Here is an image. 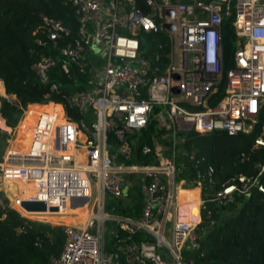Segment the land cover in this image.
I'll list each match as a JSON object with an SVG mask.
<instances>
[{
  "label": "built area",
  "instance_id": "1",
  "mask_svg": "<svg viewBox=\"0 0 264 264\" xmlns=\"http://www.w3.org/2000/svg\"><path fill=\"white\" fill-rule=\"evenodd\" d=\"M143 1L145 11L135 0H61L73 9L74 32L61 19L40 16L41 25L32 33L31 52L37 58L31 70L42 84L49 83L56 67L67 79L80 77L63 104L23 108L0 79V98L21 111L15 127L0 111V133L6 135L0 195L7 199L4 203L0 196V220L9 209L50 224L53 217L86 212L78 224L54 221L63 227L65 242L50 264H197L190 253L199 249L196 232L206 202L222 205L253 190L264 195L261 164L255 176L240 175L212 190V166L206 184L200 171L196 180L178 181L180 150L165 155L156 141L151 162L130 163L131 137L151 119L173 132V146L184 142L178 132L238 136L254 129L264 108V0ZM229 19L235 46L225 72L221 33ZM145 35L154 43L150 54ZM58 87L51 84L50 91ZM31 106L48 108L34 111L22 143L20 125ZM67 109L79 115L77 121L67 117ZM260 149L264 127L251 152ZM150 153L149 146L141 148L142 157ZM187 157L193 160L194 151ZM247 158L240 154L241 162ZM136 183L142 195L139 218L110 215L108 199L126 198ZM180 187L197 192L185 200ZM22 202L44 203L46 211L27 212ZM107 222L112 224L109 243ZM16 231L21 234L23 228ZM139 231L144 237L132 240Z\"/></svg>",
  "mask_w": 264,
  "mask_h": 264
},
{
  "label": "trees",
  "instance_id": "2",
  "mask_svg": "<svg viewBox=\"0 0 264 264\" xmlns=\"http://www.w3.org/2000/svg\"><path fill=\"white\" fill-rule=\"evenodd\" d=\"M135 2L142 10H146L143 0ZM41 15L61 19L73 32L77 28L73 9L63 6L61 0H0V79L6 94L15 96L23 108L48 102L63 104L64 97L73 92L75 81L80 79L75 75L67 79L56 67L50 73L49 83L42 84L31 70L37 58L31 52L34 44L32 33L41 25ZM221 34L226 72L230 69L235 46V33L230 19L223 21ZM150 37L152 36H144L149 54L154 45L148 41ZM145 44L141 40V46ZM45 53L55 55L56 52L45 50ZM51 84H57L58 90L50 91ZM222 96L223 86L218 94V97ZM0 100L3 118L8 126L15 127L21 111L5 99ZM158 110L159 108H155L154 113ZM66 114L74 121L79 118L72 110L67 109ZM263 127L264 108L260 112L258 124L250 133L229 136L224 131L207 134L178 132L177 135L184 142L173 146V132L159 127L157 121L151 119L145 130L131 137L133 155L130 163L151 162L155 155L152 143L156 141L165 148V155H169L173 149L180 150L175 157L180 169L176 178L178 181L196 180L197 171H200L201 180L206 184V170L208 166H212V190H218L222 184L231 179L236 180L240 175L255 176L259 170L257 165L264 166V149L251 152L254 139ZM5 136L4 134V139ZM143 146L151 148V153L144 157L141 156ZM190 150L195 153L193 160L187 157ZM243 152L248 158L241 162L240 154ZM259 182L264 186V171ZM0 196L6 203L7 199L3 194ZM108 201L105 208L108 212L132 219L139 218L142 209L140 184H134L126 198H112ZM5 213L6 217L0 220V264H50L52 258L60 255L65 242L62 226L26 220L11 209ZM20 228H23L21 234L16 231ZM196 234L199 249L190 253V256L197 264H264V195L253 190L248 196L236 194L232 201L222 205L206 202L201 209V223ZM143 237L144 233L139 231L132 236V240L139 242ZM146 239L151 240L147 236ZM107 242L109 243V239Z\"/></svg>",
  "mask_w": 264,
  "mask_h": 264
},
{
  "label": "rangeland",
  "instance_id": "3",
  "mask_svg": "<svg viewBox=\"0 0 264 264\" xmlns=\"http://www.w3.org/2000/svg\"><path fill=\"white\" fill-rule=\"evenodd\" d=\"M41 109V108H40ZM44 109H47V108H43V110ZM23 131L25 130V126L23 125ZM23 133V132H22ZM24 134H26L25 133V131H24ZM1 137H3V135L0 133V158H1V155H2V153H3V151H4V149H5V146H6V142H5V140H4V137L3 138H1ZM106 210V209H105ZM107 211V210H106ZM108 212V211H107ZM110 215H114L112 212H108ZM85 214H86V212H82V213H80L77 217H75V218H70L69 216H67V217H61V218H59L58 219V217H53L52 219H50L51 220V224L52 225H58V224H56L54 221H63L64 223H74V224H78V223H80L81 222V219L85 216ZM53 222V223H52ZM112 224L111 223H109V222H107L106 223V233H105V239H106V241H108V239H109V237H110V233H109V230H108V228L111 226ZM166 240L168 241V242H170V238H169V235L167 234L166 236Z\"/></svg>",
  "mask_w": 264,
  "mask_h": 264
},
{
  "label": "crops",
  "instance_id": "4",
  "mask_svg": "<svg viewBox=\"0 0 264 264\" xmlns=\"http://www.w3.org/2000/svg\"><path fill=\"white\" fill-rule=\"evenodd\" d=\"M31 107H33V106H31ZM31 107L28 108V111L26 113V118H25L24 122H22V124L20 125L21 131H20V135H19V140L18 141H22V143H24L27 140L28 134H24V131H25V133H28L29 128H30V126H29L30 125V121L33 119L32 115H33L34 111L36 110L35 106L33 107L35 109H33ZM43 108H45V107H42L41 110H43ZM37 109H40V108H37ZM30 112H31V114L29 115ZM23 125L25 126V130L24 131H23V128H24ZM180 195L182 196L183 193L180 192Z\"/></svg>",
  "mask_w": 264,
  "mask_h": 264
},
{
  "label": "water",
  "instance_id": "5",
  "mask_svg": "<svg viewBox=\"0 0 264 264\" xmlns=\"http://www.w3.org/2000/svg\"><path fill=\"white\" fill-rule=\"evenodd\" d=\"M21 207L27 212H44L46 211V206L41 202H22ZM50 212L56 211V209H49Z\"/></svg>",
  "mask_w": 264,
  "mask_h": 264
},
{
  "label": "bare ground",
  "instance_id": "6",
  "mask_svg": "<svg viewBox=\"0 0 264 264\" xmlns=\"http://www.w3.org/2000/svg\"><path fill=\"white\" fill-rule=\"evenodd\" d=\"M31 108H33V107H31ZM45 108H48V107H45ZM33 109H35V108H33ZM37 109V108H36ZM31 114V112L29 113V115ZM180 192L181 193H183V195L181 196L180 195V197L181 198H183V199H189L190 198V196L189 195H192V194H194V193H196L197 191H195V190H192V188L191 187H180V189H179V194H180ZM197 210V207H195V211ZM86 215V214H85ZM85 217V216H84ZM84 217L82 218V220H84ZM81 220V221H82ZM81 223V222H80Z\"/></svg>",
  "mask_w": 264,
  "mask_h": 264
}]
</instances>
